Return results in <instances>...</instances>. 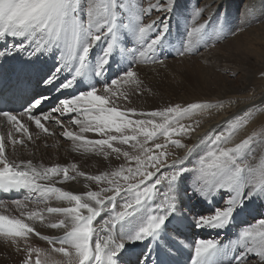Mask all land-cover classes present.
I'll use <instances>...</instances> for the list:
<instances>
[{
	"label": "snow or ice",
	"instance_id": "snow-or-ice-1",
	"mask_svg": "<svg viewBox=\"0 0 264 264\" xmlns=\"http://www.w3.org/2000/svg\"><path fill=\"white\" fill-rule=\"evenodd\" d=\"M175 7L176 0H148L147 4L143 0H100L99 3L96 0H0V40L11 47L9 50L6 45L0 50V60L13 52H25L28 59L55 52L57 67L43 80L45 87H55L60 73L70 70L77 61L71 78L62 81L58 90L73 87L90 53L100 43L104 48L96 63V77L105 74L114 54L133 55L129 68L109 84L93 86L82 94L60 100L57 107L47 112L41 105L50 97L34 98L22 112L0 111V123L6 122L15 133L29 140L32 134L24 118L33 122L40 132L51 135L47 121L55 119L57 124L63 125L53 113L59 116L75 113L69 122L77 125L81 134L92 132L99 139H86L69 130L62 133L64 137L78 142L76 146L84 151L104 157L114 154L116 159L123 157L127 162L115 170L86 175L76 164L45 167L32 161L9 159L5 154V141L0 138V191L23 195V199L11 201L20 211V218L0 214V236L10 238L13 243L18 239L27 243L29 235L47 241L52 246L51 252L60 254L62 259L57 262L49 257L43 264H119L126 243L160 239L169 219L177 212L176 187L185 174L191 175V190L200 199L212 203L213 197L224 195L223 205L214 213L193 217L197 228L223 230L230 225L234 213L247 203L264 199V160L257 165L250 159L257 144L264 152V121L259 131L249 132L245 128L243 135L234 139L253 112L245 110L241 120L226 121L227 134H207L201 143L211 147L194 163L197 146L189 147L182 143V138L194 132L198 124L184 121L222 107V103H177L151 111L121 105V101L128 100L126 85L134 86L131 90L138 95L143 93L135 53L143 57L157 52L168 34L169 18ZM154 12L160 15L143 23L144 18H150ZM201 16L202 10L198 7L191 16L194 22L187 24V43L176 52L175 58L199 54L201 45L215 47L218 43L222 30L214 29L209 34L211 21L202 20ZM121 35L134 37L132 48L124 46ZM152 62L163 64L165 59L154 55ZM2 67L0 64V69ZM3 75L0 71V84ZM261 77L264 78V72ZM261 104L264 105V101ZM161 136L165 143L156 142ZM8 139L13 144L23 143L13 139L12 132ZM149 142H154L152 147L148 146ZM169 143L177 149H185L184 155L175 156L169 162V157L174 155L169 151ZM118 145H127L132 151ZM56 177L59 179H54ZM77 177L95 183L98 190L75 194L55 186ZM53 200L66 201L68 206H50ZM29 204L44 207L29 210ZM145 205L147 215L134 234L129 238L119 236L118 226ZM0 209L6 212L7 205L0 203ZM104 212L109 213L108 218L100 221L99 228L95 227ZM25 219L62 230L63 234L42 235L32 224L25 223ZM236 245L237 251L228 257L230 264H264V217L240 231ZM192 248L191 264H219L217 257L222 250L219 241L199 239ZM25 250L28 256L23 264H33V253L37 257L34 264H42L40 248Z\"/></svg>",
	"mask_w": 264,
	"mask_h": 264
},
{
	"label": "rangeland",
	"instance_id": "rangeland-1",
	"mask_svg": "<svg viewBox=\"0 0 264 264\" xmlns=\"http://www.w3.org/2000/svg\"><path fill=\"white\" fill-rule=\"evenodd\" d=\"M143 2L147 4L148 0H143ZM153 2H155V0H153ZM161 2H163V0H161ZM246 4L250 5L247 6ZM263 6L264 2H262V0L258 2H256V0H176V7L169 18L168 34L162 40L157 52L155 54L146 53L143 57H141L138 52L135 53V67L141 78L144 91L142 94H139V96L134 97L130 90L131 87L126 85L125 87L129 89L128 100L121 101L122 107L135 108L138 111H151L163 109L177 103H222V107L205 111L193 116L191 120L184 121L185 123L198 124L194 132L182 138V143L187 144L189 147L193 145L197 146L194 163L198 160L199 156L206 155L208 148L211 147L210 144L206 145L201 143L202 139L205 138L207 134H227L229 125L226 121L241 120L247 109L253 112L252 117L254 119L251 117L238 132L241 133L243 129L249 128L253 123L257 125L255 129L259 131L261 121H264V117L261 116L264 114V105L261 104V102L264 101V78L261 77V73L264 72V58H260L259 55V52L264 53V11L259 13L258 9H262ZM198 7L202 10L200 19L211 21L208 33L211 34L214 29L222 30L221 37L215 47H205L201 45L199 54H189L183 58H175L176 52L182 50L184 44L187 43V24L194 22L191 16L197 11ZM159 15L160 13L154 12L150 18L145 17L143 23H149ZM233 32L235 34H233ZM224 36H226V38H223ZM120 39L123 41L125 47L132 48L134 37L130 35H121ZM213 42H215V38ZM103 48V43L98 44L94 48V52L90 58V65L93 69V78L89 83L90 88L109 84L111 80L121 76L123 72L129 68L133 60V55L123 57L119 54H114L105 74L96 77V63L103 52ZM255 49L257 50L256 55ZM132 51L135 50L133 49ZM154 55L161 59H165V62L163 64L153 63L152 60ZM54 60L55 63H57V59L54 58ZM56 67L57 66H55L52 71H54ZM152 77L153 79H151ZM80 92H78V94ZM58 104L59 102L57 101V103L47 111L57 107ZM254 105L256 106L255 108H253ZM75 115L76 114L70 118ZM53 116L60 120H65L57 113H53ZM224 116L229 117H226V120L223 119ZM260 116L261 118L259 119ZM50 122L56 126L59 125V130H69L80 134L79 127L71 123L69 124L71 126L67 125V120H65L63 125L57 124L55 119ZM208 124H212V126L203 134L204 137L202 136L199 141L195 142L193 137L196 132ZM251 131L252 129L250 132ZM59 136L61 141L68 143L69 139L62 134ZM85 138L91 139L90 137ZM257 141H259V138H257ZM156 142L165 143L164 137H159ZM153 144L154 142H149L148 146L152 147ZM118 146L121 148L124 147L123 149L125 150L132 151L127 145ZM168 147L169 151L174 154L169 157V162H171V159L175 158V156H183L186 151L185 149H177L170 143ZM47 148L51 149L53 146L48 145ZM86 153L88 156H99L95 152L86 151ZM113 155L114 154L105 158H107L108 161L124 160L123 157L120 159H112L111 157H113ZM250 159L254 160L257 165L260 164L261 160H264V152L260 151L259 144H257L255 153ZM121 163H119L118 166H120ZM132 165H134V163ZM191 182V175L185 174L181 177L176 187L177 194L183 198L179 200L182 212L190 214L189 210H191L193 214H196V216L193 217L205 216L214 213L216 209L223 205V194L213 197L212 203H208L192 192L190 187ZM122 199L123 197H121V200ZM205 206V210L201 209ZM246 206L251 207L252 213L250 214L249 211L245 210L241 219L235 218L234 213V218L225 230L210 229L207 233L201 235L200 228H198L199 230H193L192 225L187 224L191 230L189 237L219 241L222 245V250L218 262L219 264H230L228 257L237 251L236 239L238 233L245 227L251 225L253 221L264 217V199L252 200L247 203ZM178 207L179 204L177 203V209ZM147 208L148 206L146 205L144 209H141L139 212H147ZM102 214H106V212ZM239 221L241 224H239ZM97 223L98 221L95 224L97 225ZM29 224H32L36 228V223L33 224V222H30ZM172 231L177 234L175 229H172ZM227 232L230 233L226 238ZM35 238L41 241L35 235H29L27 243L19 239L16 243H13L10 238L4 236L0 237V264H23L25 258L28 256L25 250L26 248H40L38 243L32 241ZM42 248L40 249L43 255L41 253L40 259L43 264V258L46 256H44V254L47 251H43ZM47 248L51 251L52 246L48 244ZM11 251L15 254L18 252L20 253L14 254L13 256ZM143 255L144 252L140 254V258H142ZM36 258V254L33 253L31 256L33 264Z\"/></svg>",
	"mask_w": 264,
	"mask_h": 264
},
{
	"label": "bare ground",
	"instance_id": "bare-ground-1",
	"mask_svg": "<svg viewBox=\"0 0 264 264\" xmlns=\"http://www.w3.org/2000/svg\"><path fill=\"white\" fill-rule=\"evenodd\" d=\"M254 1V0H253ZM259 0H256L258 2ZM97 3L100 2V0H96ZM264 2V0H262ZM212 3V2H211ZM247 6L250 4H246ZM252 5V4H251ZM262 5V4H261ZM245 6V7H247ZM253 6V5H252ZM262 8V7H261ZM264 11V6L262 9H258V12ZM257 34V33H256ZM252 37V36H251ZM259 37V36H258ZM248 40V39H247ZM252 40V38H251ZM250 41V40H248ZM239 44V43H238ZM250 45V44H249ZM253 45V44H252ZM5 41L0 40V50H3L5 48ZM245 47V46H244ZM9 50H11V47H8ZM255 48V47H254ZM238 49V48H237ZM248 51V50H247ZM94 52V49L90 53L87 62L86 67L82 73V75L77 78L76 82L74 83L73 87L60 91L58 90L59 85L62 81L65 79L71 78L75 67L77 66V61H74L71 65L70 70L63 71L60 73V79L58 80V83L55 87H45L43 84V80L46 79L49 76V71L52 73L55 71H52L55 66H57V63H55L54 58H56V53L53 52L51 54H40L37 56H34L36 61H39L42 65H45L48 69L47 73H43L40 71L39 67L33 68L31 74V78L27 81V83L30 85V88L27 90V93L25 94V97L32 95L34 98L38 97H50V99L59 96L56 101L60 102V100L71 98L76 95H78V92L80 91H88L90 90V80L93 78V69L90 65V58L92 56V53ZM257 50L255 49V55ZM251 53V51H250ZM12 55L14 56L12 60H10V56H7L5 59H9V64L12 62L23 61L27 59V54L25 52H13ZM260 58H264V53L259 52ZM228 58V57H227ZM51 73V74H52ZM173 74V73H172ZM176 74V73H175ZM175 76V75H174ZM178 77V76H177ZM140 78V76H139ZM153 79V77L151 78ZM42 81V83L39 84V81ZM141 80V78H140ZM41 85L39 89L41 92L37 91V86ZM134 87V86H130ZM29 90H32L31 93H28ZM42 90L46 91V93L42 92ZM131 90V88H130ZM132 91V90H131ZM132 94L134 97L139 96L135 91H132ZM48 99V100H50ZM48 100H45L44 103H46ZM33 100L29 101L31 103ZM258 102V101H257ZM43 103V104H44ZM29 106V104H28ZM248 110V109H247ZM45 112V111H44ZM75 113L71 114H65L61 116V118H64L67 120V125L70 124V117L73 116ZM264 117V114L261 115ZM259 117V119L261 118ZM229 116H224L223 119H226ZM253 118V117H252ZM254 119V118H253ZM54 120V119H53ZM65 120H62L63 123H65ZM213 120V119H212ZM51 120L46 122V126L50 129L51 135L44 134L40 132V130L35 128V125L31 121H27L26 118H24V122L29 127V132L32 134V139L29 140L26 136H21L18 133H15L13 129H11V126L7 125L6 122L0 123V138H3L5 141V154L9 159H14L18 161H32L33 164L40 165L43 164L45 167H52L56 165L69 167L72 164H76L79 171L84 172L86 175H96L100 174L104 171H111L119 168L122 164H127L124 160H111L108 161L107 158H105L102 155L99 156H88L86 151L82 148H78L76 146V143L69 140L68 143H64L59 138L64 131L59 130V125L51 124ZM220 123V122H219ZM253 123V122H252ZM216 124V123H214ZM213 124V125H214ZM219 125V124H218ZM71 126V125H69ZM212 126V124L206 125L204 128L200 129L196 134L194 135L193 139L195 142L199 141L203 134ZM257 125L253 123L247 130L250 132L251 129H255ZM77 127V125H76ZM218 127V126H217ZM72 130V129H71ZM9 132H12L13 139L21 140L23 143H17L13 144L11 141H9L8 136ZM244 129L241 133H239L236 137H234L235 140H238L241 135H243ZM38 134V135H37ZM81 134V133H80ZM63 135V134H62ZM81 135L85 137H90L92 140L99 139V136L92 132L88 133H82ZM204 137V136H203ZM21 145V146H19ZM48 145L53 146V148H47ZM123 147V146H122ZM124 148V147H123ZM110 158V157H109ZM112 159H116L115 155L111 157ZM122 162V163H121ZM121 163L120 166L118 164ZM134 166V165H131ZM113 168V169H112ZM75 175V173H72ZM54 179H59V177H56ZM43 183V182H42ZM55 186L62 188L65 191H71L75 194H84L88 190L96 191L98 190V186L90 181H87L84 177H77L75 180H70L63 183H58ZM178 189V188H177ZM20 199H23L20 198ZM183 199L180 197V195L177 194V201L179 204V207L177 209V212L174 213V215L169 219V222L166 225V230L161 234V238L158 240H146L143 243H126L124 250L119 256V264H153L154 260L156 258L158 250H160V255L163 261L169 262L171 264H188V260L190 262L192 261V258H194L193 248L196 239L200 238H190L189 235L191 233V230L189 229L187 224L192 225V229L196 230V225L193 222V216H196V214H193L191 210H189L190 214L182 212L181 209V203L179 200ZM7 205V211L5 212L3 209H0V214L8 215L10 218L15 216L17 218H20V211L15 208V206L11 203V201L4 200L3 202ZM208 205V204H207ZM50 206H68V203L66 201H51ZM146 206V205H145ZM44 205H35V204H29L28 209H35V208H43ZM202 207V206H200ZM206 206L204 208H201L205 210ZM249 211V213H252L251 207L245 206L242 210H239L235 213V218L241 219L243 217L244 211ZM147 215V212H137V214L133 217H129L127 220L121 223V225L117 228V234L121 236L122 238H129L131 235L134 234V232L138 229L139 225L143 222L145 216ZM109 213L106 212V214H102L101 217L98 218L97 225L94 226L99 228L100 221L103 219L108 218ZM24 222L30 223L32 221H28L25 219ZM36 223V229L42 234V235H49V236H57L62 235V230H54L50 229L46 226V224H41L39 221ZM239 224L240 221H239ZM172 229H175L177 234H175ZM226 229V228H225ZM224 229V230H225ZM199 230V229H198ZM201 235L207 233L209 231V228H200ZM228 230V229H227ZM230 232H227L226 238L229 236ZM181 234V235H179ZM3 237V236H0ZM35 238V243H38L40 245V248L42 250H46L44 256L42 257L45 261V259L51 257L55 259L57 262H59L62 257L58 253H53L47 248V241L41 240L38 241V239ZM16 251V250H15ZM144 252V255L142 258H140V254ZM1 253V251H0ZM12 255L14 256L15 253L11 251ZM20 253V252H18ZM16 253V254H18ZM43 255V252H41ZM47 253V254H46ZM15 254V255H16ZM1 255V254H0ZM219 259V256L217 257V260ZM189 262V264H190Z\"/></svg>",
	"mask_w": 264,
	"mask_h": 264
}]
</instances>
